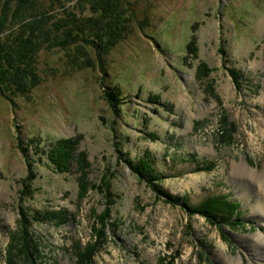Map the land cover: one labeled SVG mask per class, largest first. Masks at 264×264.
<instances>
[{
    "label": "rangeland",
    "instance_id": "rangeland-1",
    "mask_svg": "<svg viewBox=\"0 0 264 264\" xmlns=\"http://www.w3.org/2000/svg\"><path fill=\"white\" fill-rule=\"evenodd\" d=\"M126 2L128 32L101 63L89 46H72L92 60L83 69L63 49L42 50L38 85L0 97V264H264V191L239 173L264 172V0ZM202 63L211 72L198 78ZM76 137L88 171L57 172L31 148L37 177L22 194V145ZM119 150L150 153L179 201L158 198ZM211 196L237 203L235 224L195 211ZM22 211L33 261L17 244Z\"/></svg>",
    "mask_w": 264,
    "mask_h": 264
},
{
    "label": "trees",
    "instance_id": "trees-1",
    "mask_svg": "<svg viewBox=\"0 0 264 264\" xmlns=\"http://www.w3.org/2000/svg\"><path fill=\"white\" fill-rule=\"evenodd\" d=\"M129 21L126 0H0V97L10 99L17 94L26 95L38 85L39 55L42 50L63 49L68 52V57H73L71 60L74 68L83 69L94 66L92 60L83 53H80L81 58L77 60L74 51H80V48L72 50V46H89L98 53L101 63V55L106 48L114 45L128 32ZM193 46L194 43H191L189 48H192L191 54L196 56ZM220 52L225 55L223 49ZM210 72L202 63L198 68V78L209 76ZM231 77L236 87L240 88L239 73L231 70ZM118 94L116 90L108 94L112 105L117 104ZM79 142V137L60 139L48 149H43L34 141L29 142L27 148L22 145L29 170L22 194H33L30 185L37 177L34 174L31 148L43 153L57 172L71 173L76 164L78 171L84 174L90 165L87 154L79 150ZM119 152L133 173L146 181L158 198L164 196L171 203L179 201V198L163 189L161 181L164 176L157 171L150 153L136 161L127 158L122 150ZM238 207L237 203L225 196H211L193 206L195 211L212 218L214 221H210L213 223L218 220L233 224L237 222L235 218ZM109 213L107 208L106 214ZM22 215L17 244H21L19 247L23 257L27 261H33L35 254L28 242L30 221L23 211ZM22 245L25 247L23 250ZM92 249L86 248L84 251L86 262H91ZM9 253L15 254L11 250Z\"/></svg>",
    "mask_w": 264,
    "mask_h": 264
},
{
    "label": "bare ground",
    "instance_id": "bare-ground-1",
    "mask_svg": "<svg viewBox=\"0 0 264 264\" xmlns=\"http://www.w3.org/2000/svg\"><path fill=\"white\" fill-rule=\"evenodd\" d=\"M239 173H241V176H243V178L248 177V178L252 179L254 182H257V184L259 183V185L262 186L263 191H264V172L260 174V173L255 172L253 169L249 168L248 166H241ZM263 194H264V192H263ZM260 199L264 203V196L261 195ZM257 210H258V212H261L260 209H257ZM261 210L264 211V205L261 207ZM255 243H256V246H258V247L264 246V239L257 238ZM258 264H261V263H258Z\"/></svg>",
    "mask_w": 264,
    "mask_h": 264
}]
</instances>
